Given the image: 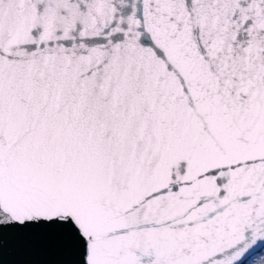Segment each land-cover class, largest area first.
<instances>
[{"label":"snow or ice","instance_id":"1","mask_svg":"<svg viewBox=\"0 0 264 264\" xmlns=\"http://www.w3.org/2000/svg\"><path fill=\"white\" fill-rule=\"evenodd\" d=\"M264 264V0H0V262Z\"/></svg>","mask_w":264,"mask_h":264},{"label":"water","instance_id":"2","mask_svg":"<svg viewBox=\"0 0 264 264\" xmlns=\"http://www.w3.org/2000/svg\"><path fill=\"white\" fill-rule=\"evenodd\" d=\"M6 259L10 262V264H14V261H16L18 257H15L13 255H8ZM0 264H2V262H0Z\"/></svg>","mask_w":264,"mask_h":264}]
</instances>
